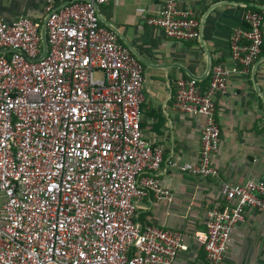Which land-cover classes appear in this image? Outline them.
Listing matches in <instances>:
<instances>
[{
	"label": "built area",
	"instance_id": "1",
	"mask_svg": "<svg viewBox=\"0 0 264 264\" xmlns=\"http://www.w3.org/2000/svg\"><path fill=\"white\" fill-rule=\"evenodd\" d=\"M109 1L48 5L44 55L41 24L0 15V264H174L184 243L180 230L135 220L144 197H174L157 177L163 149L143 134V65L97 10ZM249 1L247 26L231 41L244 70L264 43V14L252 8L264 9V0ZM145 23L178 40L200 34L196 14L177 0ZM230 73L216 65L206 88L176 82L175 107L205 117L199 162L180 165L182 172L220 177L216 100ZM222 191L226 204L195 234L208 264L222 261L247 207L264 213V180L224 182Z\"/></svg>",
	"mask_w": 264,
	"mask_h": 264
},
{
	"label": "crops",
	"instance_id": "2",
	"mask_svg": "<svg viewBox=\"0 0 264 264\" xmlns=\"http://www.w3.org/2000/svg\"><path fill=\"white\" fill-rule=\"evenodd\" d=\"M166 1L110 0L97 10L102 24L143 65V134L163 149L157 177L174 197L172 202L158 200L153 194L144 197L137 203L135 220L184 233L174 264H208L207 252L195 234L206 228L211 209L226 204L223 183L264 180V47L247 70L233 57L232 35L237 27L247 26L244 15L252 6L249 0H177L200 23L199 37L187 41L168 37L162 29L145 23V16L161 10ZM63 2L0 0V15L8 22L27 16L43 27L47 6ZM259 6L263 5L254 7ZM139 7L146 12H139ZM216 65L227 66L231 73L226 93L216 100L221 143L213 159L220 177L212 178L180 170V165L199 162L205 117L179 111L174 102L178 79H193L206 88ZM219 264H264V213L253 207L245 209L244 220L233 228Z\"/></svg>",
	"mask_w": 264,
	"mask_h": 264
},
{
	"label": "water",
	"instance_id": "3",
	"mask_svg": "<svg viewBox=\"0 0 264 264\" xmlns=\"http://www.w3.org/2000/svg\"><path fill=\"white\" fill-rule=\"evenodd\" d=\"M94 3L96 4V2H94ZM41 33H42V40H43V46H44V52H43V55H44L46 53V50H47V47H48L47 25H46V22L44 23V25L42 27Z\"/></svg>",
	"mask_w": 264,
	"mask_h": 264
},
{
	"label": "trees",
	"instance_id": "4",
	"mask_svg": "<svg viewBox=\"0 0 264 264\" xmlns=\"http://www.w3.org/2000/svg\"><path fill=\"white\" fill-rule=\"evenodd\" d=\"M252 8H256V7H252ZM256 9H259L264 14V9H260V8H256ZM263 47H264V43L262 45V50H263ZM262 50H261V52H262Z\"/></svg>",
	"mask_w": 264,
	"mask_h": 264
}]
</instances>
